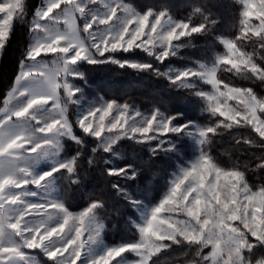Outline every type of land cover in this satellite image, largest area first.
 I'll return each instance as SVG.
<instances>
[{
	"label": "snow or ice",
	"instance_id": "6c2138e0",
	"mask_svg": "<svg viewBox=\"0 0 264 264\" xmlns=\"http://www.w3.org/2000/svg\"><path fill=\"white\" fill-rule=\"evenodd\" d=\"M238 3L236 30L226 35L222 0H190L180 19L164 0H41L31 10L28 0H0V55L17 26L29 36L0 108V264H45L38 255L50 264H160L178 248L190 256L184 264H264V95L256 90L264 88V0ZM183 48L202 55L181 56ZM137 51L150 59L115 55ZM172 58L187 63L156 66ZM84 64L163 78L209 122L161 104L145 113L117 99L87 101L76 83H87ZM220 138L239 153L228 166L213 154ZM122 140L177 158L191 140L196 156L145 208L129 187L139 170L113 163ZM97 180L87 206L70 211L60 185ZM117 202L137 208L140 221L131 223L135 238L105 245L104 218L119 213L109 209Z\"/></svg>",
	"mask_w": 264,
	"mask_h": 264
},
{
	"label": "trees",
	"instance_id": "16d2710c",
	"mask_svg": "<svg viewBox=\"0 0 264 264\" xmlns=\"http://www.w3.org/2000/svg\"><path fill=\"white\" fill-rule=\"evenodd\" d=\"M141 3H158L160 0H139ZM172 9L176 18H184L191 11L188 8L190 0H164ZM226 5L221 11L226 18L227 24L223 29L226 35H232L235 28L231 25L238 22L239 9L241 5L237 0H222ZM41 3V0H28L30 10ZM30 19V17H29ZM198 17L193 16V20ZM29 36L27 29L23 26H17L11 36L10 42L2 55H0V107L4 95L9 90L15 75L18 73L19 61L22 59V52L28 46ZM222 51L221 49H219ZM251 50V49H249ZM117 58H129L136 61L148 60L144 53L137 51L135 54H115ZM180 55L197 59L202 55L199 48H183ZM187 63L186 60L172 58L165 64H157L161 70H166L168 66L181 68ZM81 71L86 73L87 83L78 81L79 86L84 90V95L93 100L103 97L105 100L117 99L120 103L128 102L133 104L142 112H148L153 105L161 104L168 111L181 110L187 116H197L201 123L209 122L207 114L201 112L200 105H191L180 95L173 94L167 88V81L163 78L148 72H139L130 68H119L118 65H87L84 64ZM218 76L226 82H231L240 86H247L249 81L231 72H221ZM257 84L259 82L257 81ZM205 89L208 85L203 86ZM255 87V85H254ZM258 94L264 95V88H256ZM190 145L189 141H186ZM74 151L75 145H72ZM191 150L188 147L182 154L189 157ZM213 154L224 164L228 166L231 159H235L239 153L235 152L227 142L226 138H220L213 148ZM181 155V156H182ZM160 155L153 157L147 146L136 145L131 141L122 140L117 146V154L112 157L116 166L132 164L139 170V175L135 181L129 182V187L135 193L138 200L145 203H156L167 189L171 173L175 170L177 162L182 157ZM252 183H255L253 179ZM99 180L90 186L85 183L84 187L77 188L72 185L68 189L64 184L60 185L62 196L72 212L82 211L88 203L89 194L97 190ZM110 211L119 210V213L106 214L104 218L105 228L102 233L103 240L108 245L117 244L123 241L135 238V229L131 226L132 221L137 217L134 207L124 202H117L109 205ZM186 249H176L174 252H168L160 259V264H184V261L190 256H185ZM45 264L50 262L45 261Z\"/></svg>",
	"mask_w": 264,
	"mask_h": 264
},
{
	"label": "rangeland",
	"instance_id": "374dc122",
	"mask_svg": "<svg viewBox=\"0 0 264 264\" xmlns=\"http://www.w3.org/2000/svg\"><path fill=\"white\" fill-rule=\"evenodd\" d=\"M237 1H238V0H237ZM44 59H45V60H51L52 57H51V56H48V57H45ZM76 83H78V81H76ZM206 90H209V91H210V90H211V86H209V88H207ZM84 97H85V99H86L87 101H96V100H93V99H89V98H87L85 95H84ZM228 103H229L230 106H237V102L234 101V100H233V101H228ZM2 107H3V103H2V105H1L0 108H2ZM69 112L73 114V119H74L75 106H73V105H69ZM188 141H189V143H190L189 148H190V150H191V154H190L189 157H185V156H183V155L181 156V157H182V160L179 161V162H177V164H176V168H175V170L171 173L169 180H170L173 176H175V175L177 174V172L179 171V168H180L181 166H183L185 163L191 161V160L194 159L195 156H196V151H195V144H194V142L191 141V140H188ZM49 163H50V162L42 163L41 168L44 169V170H46V168L49 166ZM168 187H169V181H168L167 189H166V191L164 192V194L162 195V197L167 193V191H168ZM162 197H161V198H162ZM161 198H160V199H161ZM160 199H159V200H160ZM159 200H158L156 203H158ZM139 201H140V200H139ZM141 202H142V205H143L145 208H150L151 206H153V205L156 204V203H153V204L145 203V202H143V201H141ZM134 209H135V211H136L137 217H136L133 221H137V222H139V221H140V212L137 210V208H134ZM78 212H80V211H78ZM78 212H73V213H78ZM86 235H87V232L85 233V236H86ZM104 244H105V245H108V244H106L105 242H104ZM26 251H28V250H26ZM205 251H207V249H206ZM130 258H133V257H130ZM37 259L40 260V261H43V262L46 261V257H43L42 255H38V256H37Z\"/></svg>",
	"mask_w": 264,
	"mask_h": 264
}]
</instances>
